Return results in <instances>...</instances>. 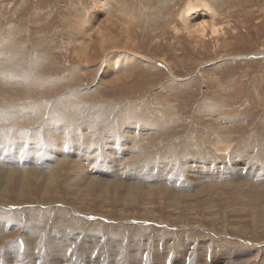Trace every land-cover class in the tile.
I'll return each instance as SVG.
<instances>
[{
  "label": "rangeland",
  "instance_id": "1",
  "mask_svg": "<svg viewBox=\"0 0 264 264\" xmlns=\"http://www.w3.org/2000/svg\"><path fill=\"white\" fill-rule=\"evenodd\" d=\"M109 1L112 7L107 10L103 0H0V38L6 42L8 40L6 45L11 47L9 54L13 53L15 57L13 60H17L21 70L25 72L18 75V80L13 79L14 85L10 87L0 85V110H5L14 104L19 106L29 102L38 103L42 109H47L61 96L68 101L72 98L69 102L73 101L72 106L75 110L73 128L79 127L80 130L83 129V124V127L89 125L87 132L91 129L92 132L94 131L91 140L98 145L102 131L94 125H98L100 120L103 124L110 123L112 118L117 122L121 112L116 105L127 103L125 105L131 106L124 114L128 112L127 115L136 119L138 123L149 124L152 127L145 138L137 141L142 156L139 157V161H154L163 153L169 157L185 159L190 155L189 149L193 150L195 146L199 149L200 140L203 138L201 135L208 133L214 140L217 135V140L224 145L222 144L221 148L219 147L221 144L216 143L217 148L209 147V149L203 145L200 150L204 151L202 154H206L205 160L211 157L210 161L213 159L220 162L222 168L228 170L229 164L234 163V155L239 154L237 156L239 158L247 155L244 165H241L242 173L247 171L243 174L249 172V167L253 166V163L259 165L258 167L261 165L260 168L264 169V0ZM188 6L192 9L189 13L194 18L192 22L190 21L189 27L193 26L195 21L199 24L214 19L215 32L207 27L201 35L198 29L188 32V26H185L182 20L183 11ZM133 53L140 63L125 68L128 74L125 71L117 83L110 86L107 83H99L104 75L101 72L104 65H112L115 57L120 62L125 60L124 63H127L128 56ZM32 64L34 68L30 67ZM114 106L116 111L112 109ZM82 107L85 108L84 111ZM82 118L84 119L81 120ZM116 124L118 125V123L114 125ZM39 125L41 126L40 123ZM22 127L26 126L8 120L0 121V130L9 129L8 133ZM117 128L115 130L117 137L123 138V134ZM196 139L200 142L197 143ZM242 150L247 152L244 153ZM40 177L44 182L49 180L46 175L41 174ZM57 183L59 184L57 190L63 199L44 198L42 203L39 201L41 199H34L36 202L29 204V207L5 204L9 205L6 210L10 215L3 216L7 221L12 222L14 219L18 223L21 218L30 220L33 217L35 220L29 225L34 226L38 232L25 231L23 224L21 226L12 223L7 233L15 232V235L10 239L11 243L7 247L0 249V264H75L76 261L77 264H113L118 262L119 258H122L123 262L119 264H127L126 256L131 248V242L128 239L122 240L120 236H112L113 228L123 224L137 226L142 232L145 229L143 233L140 231L142 235L154 233L161 243L168 238L174 239L176 229L183 228L185 231L182 230L180 238L186 244L191 240V243L195 240L208 242L207 251L203 248L207 253L210 248L219 250L220 245L225 248L237 247L245 255L242 257L243 261L246 260L245 264H259V262L264 264V190L257 183H253L256 185L251 186L252 188H248L251 184L245 186L241 195H234L233 198L228 196L227 189L221 188L222 190L217 191V195L209 193V196H213L212 201L216 205L212 208L208 207V210L204 208L205 214L201 205L200 209L198 205L196 206V203H202V199L191 198L192 194L185 193L191 200L188 202L192 208L186 215L187 220L192 221L194 218V221L200 220L203 224V228L197 227L194 230L190 229L193 226L182 225L181 221H185L183 215L185 210L178 209L180 205L165 208V202L162 200V203L158 198L152 201L151 207L148 208L151 212H146L148 215L144 212L148 210L139 203L128 207L120 206L114 201L112 204L109 202L107 207L114 210L113 215L109 216L110 218L106 216L100 218L98 215L105 213L101 211L97 215L99 198H95L94 205L86 207L88 210L81 209L79 207L82 203L78 198H74V195L86 194L84 186L70 180H58ZM203 183L202 186L211 187L208 182ZM198 190L201 191L200 187L196 191ZM35 191L33 190L34 195L38 192ZM13 201H16L15 198ZM0 204L3 203L0 201ZM237 204L239 208L235 207ZM57 208L68 213L73 224L75 223L73 220L77 224L83 221L87 226L86 234L79 235L77 241L68 237L72 238L78 234L65 232L67 248L70 245L73 248L70 251H66V248L61 254H57L58 256L49 246L45 233L42 235V244L39 243L41 235L39 230L49 218L43 221L36 215L27 217L34 209L47 211ZM123 213H129L128 215L134 218H125L129 216ZM209 213L216 214L215 223L208 218L211 217ZM86 215L93 217L86 218ZM152 216L157 218L155 222L150 220ZM201 216L204 218L201 219ZM178 217H182V220H178ZM97 218L99 219L96 220ZM191 218L192 220H189ZM101 219H105V222ZM211 226H214L215 230ZM87 235L94 239L86 240ZM180 244L178 250H184L185 246ZM149 246L150 242L144 247ZM102 248H108L110 254L104 253ZM197 251L191 257L187 256L189 261L187 264L195 262L201 250L198 253ZM113 253L117 254L116 257ZM63 259L69 260L61 261ZM98 259L102 262L99 263ZM147 262L149 263L148 260ZM197 264H200L198 260Z\"/></svg>",
  "mask_w": 264,
  "mask_h": 264
},
{
  "label": "bare ground",
  "instance_id": "2",
  "mask_svg": "<svg viewBox=\"0 0 264 264\" xmlns=\"http://www.w3.org/2000/svg\"><path fill=\"white\" fill-rule=\"evenodd\" d=\"M103 3H104V7L107 10H109L112 7L111 6L112 4L109 0H103ZM190 11L192 12V9L191 8L189 9V6H188L184 9L183 14H182V20H183L184 25L188 26L187 27L188 32L191 33L192 30L198 29L197 31H198V33H200L199 35H201L204 33L206 27L213 29L212 31H214V26H215L213 23L215 21L214 19H212L209 22L204 21V22H201L199 24L195 21V24H192L193 26L189 27L190 21L192 22V20L194 19L192 17V15H190V13H189ZM216 31H217V29H216ZM7 42H8V40H7ZM7 42L3 38H0V85H4V86L6 85L5 87H10V86L15 84V80H18V77H19L18 75L25 73V72H23L21 70V66H20L19 62L17 60H13V58H15L13 56V53L9 54L11 47L6 45ZM86 55H88V54H86ZM18 57H17V59H19ZM22 57H24V56H22ZM88 58H89V55H88ZM124 61L120 62L115 57L112 65H104V68L101 69V72H103L104 75L101 77L99 83L100 84L101 83L102 84L107 83L108 86H110L111 84H116L117 81L120 79V77L123 75V73L126 71V70H124L125 68H128L129 66H134L136 63H137V65L140 63V62H138L139 60L137 59V57L134 53L130 54L128 56V62L127 63H124ZM148 62H151V61H148ZM22 63H24V62L22 61ZM218 66H220V65L218 64ZM30 67L34 68V64H32ZM127 74H128V72H127ZM15 76H17V77H15ZM13 79H15V80H13ZM176 79H178V78H176ZM74 99H76V98H74ZM69 101L63 99L61 96V98H59L58 100H54V102L47 109H42L38 103H32L31 104L29 102V104L26 103V104H21L19 106L14 104L12 107H9L5 110H2V109L0 110V121L1 122L4 120H8L12 123H19V124H22V126H26V127L20 128L18 130H13L11 133L9 132L10 134L8 133L9 129L8 130H6V129L0 130V201L3 203V204H0V249L7 247L11 243L10 239L15 235V232H12V233L10 232L9 234L7 233L8 229H10V225L12 223L13 224L16 223V221L13 219L12 222H9V220L7 221L3 217L6 215L8 217L10 215V214H8L9 211L6 210L9 205L6 206L5 204H12V205H16V206H22V207L28 206L29 207V204L36 202V201L34 202V199H38V200L41 199V200H39V201H41V203H42V199L44 200V198L45 199H48V198L63 199L57 190L59 187V184L57 183L58 180H70L76 184H80V185L84 186V188L87 191L86 194L79 193L77 195H74V198H78L80 200V202L82 203V206L79 207L81 209L85 208V210H88V209H86V207L93 204L95 198H99V201H98L99 202V212L98 213L96 212V213L98 215L102 211L106 214V215L105 214L104 215L103 214L98 215L100 218H105L103 216L109 217V216L113 215L112 213L114 210L111 209L110 207H109L110 209L107 208L109 202H111V204H112V202L114 203V201H115L120 206H128V207L139 203L143 206V208L148 210V211H144L145 213L146 212L150 213L151 210L148 208L151 207L150 205H151L152 201L154 199L156 200V198H158L161 200V202H162V200L165 202L164 203L165 208L176 207L177 205L178 206L180 205V208H178V209H180V210L184 209L185 210L183 212V215L185 217L184 218L185 221H181L182 217L181 218L178 217L177 219L178 220L181 219L180 221H181L182 225H184L186 227L187 226H189V227L193 226L190 228L193 230L196 229L197 227L203 228V226H202L203 224H201L200 220L194 221V218H193V220H192V218L189 219L192 221L187 220L186 215L190 211V209H192V208H190V205H189L190 204L189 202L191 200L186 197L185 193L192 194L191 198L202 199V203L201 204L196 203V206L198 205V208H199V206L201 205L200 207H202V212H203L204 208L206 210H208V207L212 208L213 205H216L212 201L213 196H209V193H214L215 195H217V191L222 190V189H227V190H229V192L226 191L228 193V196L230 198H233L234 195L240 196L241 191L245 189V186L247 187V185L251 184L248 186V188L254 187L256 184H253V183H257L258 186H260L264 190V169H263V167L260 168L261 165H260V167H258L259 165L256 166L253 163L252 164L253 166L249 167L250 170L247 174H243V173H246L247 171L242 173V166L241 165L242 164L244 165V162L247 159V155L246 156L243 155L242 156L243 158L240 156L241 158H239V157H237L239 154L237 155L235 153L236 155L233 156L234 157L233 158L234 163L229 164L230 166L227 167L228 170L223 169L222 168L223 165L221 166V164H219L220 162L218 163L213 159L210 161L209 159L211 157L208 160H205L206 154H202V152H204V151H201L200 148L203 145L204 146L206 145L205 147L207 149H209V147L210 148L211 147L217 148L216 143L221 144L220 140H217V137H216L217 135H215L216 140H214V138H212L211 136L209 137L208 133H207V135L205 133H204L205 135H201V137H203V138H202V140H200L201 142L199 141L200 142L199 149L196 146L194 147L193 150L189 149L190 155H188L189 157H187L185 159L184 158L180 159V157L177 158L175 156L169 157L166 153H163L160 157H158L157 160L139 161V157L141 155H140L139 146H138L139 142H137V141H140V138H142V139L145 138L150 133V130L152 129V127L149 124L138 123V121L136 119H133L132 117L127 115L128 112L126 114H124L126 112V110L129 111V109H130L129 106H131V105H129V106L125 105L127 103H122V104L116 105V106H118L117 107L118 110L121 112V114L119 113L117 122H116V120L113 121V118H112V121L111 120L109 121L110 123H104L103 124V122H101V120H100V122H98V125L97 124L94 125V127H98V129H100L102 131L100 144L97 142L98 145H95L94 141L91 140V136H92L94 131L92 132V129H91L87 132L89 125L88 126L85 125V127H83L84 126V124H83V126H82L83 129H80V130H79V127H78V129L73 128L72 122L75 121L74 120L75 110L72 106L73 101H71L72 103ZM79 103H80V101H79ZM75 105H76V102H75ZM110 105H112V104H110ZM166 105H164V106H166ZM218 105H220V104H218ZM94 106H96V103ZM220 106H218V107H220ZM88 107H89V104H88ZM106 108H105V110L107 111ZM114 108H115V106L112 107V109H114ZM82 109H83V107H82ZM109 109H110V107H109ZM84 110H85V108L83 109V111ZM213 110H215V109H213ZM86 112H87V110H86ZM82 113H84V112H82ZM209 115H207V116H209ZM83 119L84 118H82L81 120H83ZM229 119H230V117H229ZM84 121H86V119ZM95 121H97V120H95ZM224 121L226 122V120H224ZM39 123L41 124V126L39 125ZM84 123L86 124V122H84ZM115 123H118V125L117 124L114 125ZM28 126H30V128H28ZM117 126L119 128H117ZM116 128L120 129V131H121L120 133L123 134L122 135L123 138L117 137L118 134H116L117 132L115 133ZM155 129H156V127H155ZM197 131H199V129H197ZM189 139H190V137L188 138V140ZM224 139H225V137H224ZM188 140H186V142H188ZM183 141L185 143V140H183ZM199 142L197 140V143H199ZM173 144H175V143H173ZM178 144L179 143H177V145ZM188 144H189V142H188ZM222 144L219 147L222 148L224 145V144L223 145ZM168 145H169V143H168ZM177 145H175V146H177ZM81 146H83V147H81ZM171 146L173 148L172 144H171ZM185 146H184V148H186ZM79 147H81V148H79ZM190 147H192V146H190ZM214 151H215V149H214ZM221 151H223V150L221 149ZM242 151L244 153L247 152L246 150H242ZM189 152H187V153L189 154ZM200 155H203V156L201 157ZM222 155H223V153H222ZM182 157H184V156H182ZM222 157H224V156H222ZM214 158L217 159L216 157H214ZM219 158H218V160H219ZM247 161H249V160H247ZM215 162L217 164H215ZM17 166H19V167H17ZM43 168H46V169H43ZM244 169H245V167H244ZM246 169H248V168H246ZM41 174L48 176L49 180L46 182L42 181V178L40 177ZM203 182H208V184H210L211 187L202 186L204 184ZM221 186H223V187H221ZM199 187H200L201 191H199V190L196 191ZM33 190H36L39 193L37 192L36 195H34ZM226 192H224V193H226ZM11 193H12V195H10ZM93 194L95 195V197H93ZM111 197H113V199H111ZM202 197H205L206 199H204ZM13 198H15L16 201H13ZM88 200H89V202H88ZM37 203H39V202H37ZM47 203H48V201H47ZM61 203H62V201H61ZM193 204H195V203H193ZM44 205H45V203H44ZM238 205L239 204H237L235 207H237ZM161 206H163V204ZM96 207H98V206H96ZM237 208H239V207H237ZM133 209H135V208H133ZM199 209H198V211H199ZM70 210L71 209H69V212H70ZM206 210H205V212L207 214ZM170 211H172V210H169V212ZM213 211H214V209L212 210V212ZM157 213H158V211H157ZM211 213H209V214H211ZM123 214L129 216L128 215L129 213H123ZM123 214H122V216H123ZM146 214L148 215V213H146ZM154 214H156V212ZM209 214H208V216H209ZM31 215H36L38 218L43 219V221L47 220L49 218V220L47 222H45L44 227L39 230V232L41 233L40 238H39V243L42 244V235L45 233L47 235L48 244L52 248L53 252L56 255L61 254L67 248V242H65V239H66L65 238V236H66L65 232L68 234H73V235L78 234L72 238L68 237V239H73L75 241H77L79 239V237H80L79 235H81L83 233L86 234L87 226L84 225L85 223L83 224V221H81L82 223L77 224V222L75 220H73L75 222L73 224V222L69 219L70 218L69 214L65 213V211H63L62 209L57 208L54 210H47V211H45L44 209H34L28 213L27 217L29 218V217H31ZM72 215H74V214H72ZM183 215H181V216H183ZM122 216L120 215V217H122ZM154 216H157V215H154ZM154 216H152L151 219L150 218L149 219L155 222V219H157V218H155ZM92 217H93V215L92 216L86 215V218H92ZM147 217H145V219ZM202 217L203 216H201V219H202ZM125 218H134V216H129V217H125ZM208 218H211L212 223H215L217 221L216 214H214V213L211 214V217L209 216ZM83 219H85V218H83ZM98 219L99 218H97L96 220H98ZM149 219H147V220H149ZM33 220H35L33 217H31L30 220H26L25 218H21L19 221L17 220L18 223H16V225L18 224V225L22 226V224H23L25 231H29V232L31 231V233L32 232H38V230L35 229L34 226L29 225V223ZM101 220L104 221L105 219H101ZM161 220H163V219H161ZM161 220H158V221H161ZM211 221H210V223H211ZM173 223H175V222H173ZM150 224H151V222H150ZM159 224H160V222H159ZM180 225H178V226H180ZM204 225H206V224H204ZM211 225H213V224H211ZM176 226H177V224H176ZM88 227H91V226H88ZM213 227H212V229L215 230ZM91 228H93V227H91ZM91 228H89V229H91ZM206 229L208 230V228H206ZM234 229H235V227H234ZM113 230L114 231L112 232V236H120V237H122L121 238L122 240L128 239L131 242V248L127 252V256H126L127 257V259H126L127 264H187L189 262L187 260V256L191 257L192 255H194V252L196 253V251L198 249H199V251L200 250L201 251H200V253H198L199 251H197V253L199 255L197 254L198 255V256H196L197 259L192 264H197V260H198V263H200V264H217V262L218 263L220 262L222 264H225V263L226 264L227 263L228 264H245L246 263V260L243 261V259H242V257H244L245 255H243L241 250H238L237 247H236V249L235 248H225L224 246L221 247V245H220L219 250L215 249L216 260H217V262L215 263L213 261V259L210 257V255L207 252H205V250H203V248L206 249L209 246L208 242L205 243L202 240H201L202 242L195 240L193 243H191L192 242V240H191V242H188L186 244L185 241L183 242L181 240L180 234L182 233V230H184L183 228H177L175 233H174V239L168 238L164 243H161V241H159V239L157 240L154 233H152L150 235L149 234L147 235V233H144L146 235L143 234L144 235L143 236L142 234H140L142 231L137 226H129V225L123 224L121 226L114 227ZM238 230H240V229H238ZM144 231H146V230L144 229ZM220 231H221V229H220ZM160 232H161V230H160ZM208 232H209V230H208ZM211 232H214V231L211 230ZM215 232H217V231H215ZM224 232H226V231H224ZM85 234H83V235H85ZM185 235L186 234H184V236ZM221 235H222V233H221ZM158 236L160 237V234ZM163 236H165V235H163ZM185 237H187V236H185ZM231 237H233V236H231ZM33 238H34V236H33ZM92 238H93L92 236L87 235L85 239L88 241H91ZM172 238H173V233H172ZM214 238H215V236H214ZM214 238H213V240H214ZM30 239H32V237H30ZM85 239H83V240H85ZM197 239H198V237H197ZM210 239H212V238L210 237ZM219 239H220L219 241H221V239H222V238H220V235H219ZM31 241H33V239ZM149 242H150V246L144 247ZM91 243L92 242H90V244ZM179 243H181L185 246L184 250L183 249H180V251L178 250L177 247H178ZM121 244H123V243H121ZM219 244H220V242H219ZM93 245H94V243H93ZM182 247L183 246H181V248ZM227 247H229V246H227ZM72 248H73V246L70 245L66 251H70V250H72ZM74 249H76V248H74ZM107 249L102 248L104 253L110 254L109 250H107ZM226 249H229L230 251H232V256L229 257V261H225V257L222 256V254L225 252ZM49 251H50V249H49ZM113 254H114V257H116L117 254H115V253H113ZM28 255H30V254H28ZM109 256H112V255H109ZM114 257L112 256L111 258L114 259ZM22 258H25V257H22ZM192 258H194V257H192ZM121 259L119 258V260H117L118 262H116V263L113 262V264H119V262H122ZM124 259H125V257H124ZM28 260L31 261V259H28ZM65 260H69V259H63L61 261H65ZM147 260L149 261V263L147 262ZM99 261H100L99 263L102 262L101 260H99ZM53 262H54V260H53ZM44 263H45V261H44ZM52 264H58V263H52ZM75 264H77V261L75 262ZM259 264H260V262H259Z\"/></svg>",
  "mask_w": 264,
  "mask_h": 264
},
{
  "label": "flooded vegetation",
  "instance_id": "3",
  "mask_svg": "<svg viewBox=\"0 0 264 264\" xmlns=\"http://www.w3.org/2000/svg\"><path fill=\"white\" fill-rule=\"evenodd\" d=\"M207 248H209V246ZM207 248H206V251H207ZM210 250H212V251H210ZM208 251H209L208 254L213 259V261L216 263L217 260H216L215 249L210 248V249H208ZM222 256L225 257V261H229V257L232 256V251H230L229 249H226L225 252L222 254Z\"/></svg>",
  "mask_w": 264,
  "mask_h": 264
}]
</instances>
